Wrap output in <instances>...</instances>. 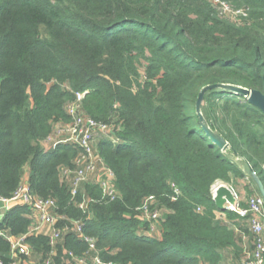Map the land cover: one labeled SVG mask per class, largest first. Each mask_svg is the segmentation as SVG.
<instances>
[{"label":"trees","instance_id":"16d2710c","mask_svg":"<svg viewBox=\"0 0 264 264\" xmlns=\"http://www.w3.org/2000/svg\"><path fill=\"white\" fill-rule=\"evenodd\" d=\"M223 1L249 10L251 22L226 21L206 0H0V196L10 198L28 176L36 196L83 221L106 263L224 264L229 256L241 264L253 248L249 224L220 212L211 188L249 176L260 195L250 167L264 183V114L233 93L208 92L202 110L229 144L224 152L196 107L212 85L264 92V0ZM84 91L85 114L119 131L120 144L97 143L116 176L115 202L102 201L93 183L73 200L61 171L80 150H45L56 126L71 122L66 108ZM234 159L246 161L249 175ZM85 193L94 200L87 214L78 207ZM150 196L163 213L153 238L135 212ZM30 226L29 210L16 207L0 233L20 236ZM29 244L50 251L45 236ZM87 250L83 238L64 234L55 264H72L66 251ZM10 251L0 237V259L8 262Z\"/></svg>","mask_w":264,"mask_h":264},{"label":"built area","instance_id":"2783aa9c","mask_svg":"<svg viewBox=\"0 0 264 264\" xmlns=\"http://www.w3.org/2000/svg\"><path fill=\"white\" fill-rule=\"evenodd\" d=\"M217 10L220 18L231 23L241 24L248 17L247 11L235 10L228 2L223 0H206ZM247 10V9H246ZM69 89V88H68ZM88 91L77 92L75 101L68 104L66 110L71 122L56 126L54 139L45 142V150L50 151L59 145L74 146L80 150L72 167L63 168L62 178L71 185L73 200L80 195L84 185L97 183L101 190V200L107 203L115 202L120 198L115 181L114 171L106 164L104 158L97 150V143L101 139L120 144V138L112 125L96 122L84 112V99ZM27 177V178H26ZM18 189L10 198L0 196V222L7 213L16 207L27 208L30 212L31 226L26 234L13 236L8 232L0 233V237L6 239L11 246L9 261L0 259V264H55L58 246L63 240V235L72 233L84 239L88 250L82 256H76L73 252L66 251L72 264H112L104 262L98 255L97 240L84 235L85 224L82 220H72L58 213V204L54 199H44L36 196L26 176ZM225 186L223 182H216L211 188L212 198L217 197L219 189ZM178 196V187L172 185ZM175 200V199H174ZM94 200L86 193L82 200L78 201L79 209L87 214L90 204ZM228 211L238 214L249 224L253 235L251 251L246 252V257L241 264H264V200L259 194L253 195L247 207L228 205ZM137 218L148 225L146 235L153 238L160 232V223L163 213L159 208L155 196L145 199L142 205L135 210ZM63 226L59 224L63 223ZM160 234V233H159ZM45 236L48 239L50 251L47 255H37L39 261L31 263L28 258L34 255V249L29 244L30 238ZM248 242V239L245 238ZM36 254V253H35ZM97 254L92 259L89 255Z\"/></svg>","mask_w":264,"mask_h":264},{"label":"water","instance_id":"95a60500","mask_svg":"<svg viewBox=\"0 0 264 264\" xmlns=\"http://www.w3.org/2000/svg\"><path fill=\"white\" fill-rule=\"evenodd\" d=\"M223 90L230 93H233L237 96L243 97L246 99V101L251 104L252 106L258 108L261 110V112L264 114V92H261L259 90H250L239 86H233V85H212L206 87L202 93L200 94V97L198 99L197 103V113L200 117L201 124L206 132V134L211 138L213 143H215L219 148H221L224 152L228 150L229 144L223 140L216 132L212 131L208 125L205 122V119L201 115V109L204 102L205 95L213 90ZM250 173L253 181L255 182L256 186L259 189L260 196L264 200V183L259 178L257 173L254 171L252 167H250ZM217 208L220 212H226L228 211L227 206L228 205H236V195L234 192L227 186H222L218 193L217 197L214 199Z\"/></svg>","mask_w":264,"mask_h":264},{"label":"rangeland","instance_id":"374dc122","mask_svg":"<svg viewBox=\"0 0 264 264\" xmlns=\"http://www.w3.org/2000/svg\"><path fill=\"white\" fill-rule=\"evenodd\" d=\"M233 8H235V10H242V11H247L248 17L243 21L242 23H250V12L249 10H246L245 8H237L234 4L228 2ZM212 7V6H211ZM212 9L217 13V10L215 8L212 7ZM218 15V14H217ZM219 16V15H218ZM227 21V20H226ZM260 27H261V31L264 33V21L261 20L260 22ZM142 76H143V70H141ZM201 115L202 117L205 119L206 124L208 125V127L211 129V125L208 123V121L206 120V116L204 111L201 109ZM114 127V126H113ZM56 131V128L54 129L52 135L46 139V142L49 141V139H54V133ZM117 132V131H116ZM119 132V131H118ZM117 132V133H118ZM235 162H237V164L246 172L247 175H249V166L246 163V161L239 159V160H235ZM29 169L26 168V174L29 173L28 171ZM223 184L227 187H229L234 194L236 195V200H237V205L238 207L241 208V205H245V207H247V204L249 202V199L257 194L256 192V187L254 186V184L252 183L251 179L249 178H245V179H239V180H234L232 183L226 184L223 182ZM95 185H97V183H95ZM251 191H254L255 194L251 193ZM223 217V216H222ZM220 216V219L222 218ZM60 226V224H59ZM61 227V226H60ZM63 242V240L61 241V243ZM34 251V255H32L30 258H28V260H30L31 263H35L36 261L38 262L39 259L37 257V255H41L39 252ZM36 253V254H35Z\"/></svg>","mask_w":264,"mask_h":264},{"label":"crops","instance_id":"0c3cea01","mask_svg":"<svg viewBox=\"0 0 264 264\" xmlns=\"http://www.w3.org/2000/svg\"><path fill=\"white\" fill-rule=\"evenodd\" d=\"M26 178H27V177H26ZM219 217H220V216H219ZM159 233H160V232H158V233L156 234V237H159V236H160ZM242 261H243V260H242ZM224 264H235V263H233L231 257L228 256V260H226V261L224 262Z\"/></svg>","mask_w":264,"mask_h":264}]
</instances>
